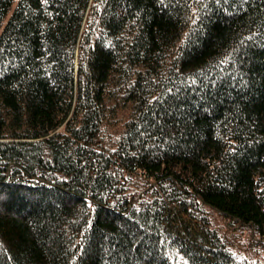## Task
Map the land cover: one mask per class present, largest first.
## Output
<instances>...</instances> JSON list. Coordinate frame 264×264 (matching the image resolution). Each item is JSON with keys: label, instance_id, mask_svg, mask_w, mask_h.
Listing matches in <instances>:
<instances>
[{"label": "trees", "instance_id": "trees-1", "mask_svg": "<svg viewBox=\"0 0 264 264\" xmlns=\"http://www.w3.org/2000/svg\"><path fill=\"white\" fill-rule=\"evenodd\" d=\"M0 264H264V0H0Z\"/></svg>", "mask_w": 264, "mask_h": 264}, {"label": "rangeland", "instance_id": "rangeland-1", "mask_svg": "<svg viewBox=\"0 0 264 264\" xmlns=\"http://www.w3.org/2000/svg\"><path fill=\"white\" fill-rule=\"evenodd\" d=\"M210 214H211V217H212V219H213V222H215V224L217 225V226H222V224L223 225H225L226 224V220H224L220 215H218L216 212H214V211H211L210 212ZM222 228V231L223 232H225V233H235L236 235H238L239 236V244H241L242 245V249L245 247V245L244 244H242V242L240 241V240H242V239H240L241 238V235H240V233H242L243 234V236H244V238H246V235H245V233H244V231H240V230H234V231H232V230H230V229H226V228H223V227H221ZM244 253H246V252H244ZM257 254H259V246H256V247H254V249H252V252H251V255H253V256H257Z\"/></svg>", "mask_w": 264, "mask_h": 264}, {"label": "snow or ice", "instance_id": "snow-or-ice-1", "mask_svg": "<svg viewBox=\"0 0 264 264\" xmlns=\"http://www.w3.org/2000/svg\"><path fill=\"white\" fill-rule=\"evenodd\" d=\"M45 2H46V0H45Z\"/></svg>", "mask_w": 264, "mask_h": 264}]
</instances>
